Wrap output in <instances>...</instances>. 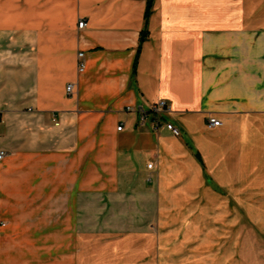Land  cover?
I'll return each instance as SVG.
<instances>
[{
	"label": "crops",
	"instance_id": "obj_1",
	"mask_svg": "<svg viewBox=\"0 0 264 264\" xmlns=\"http://www.w3.org/2000/svg\"><path fill=\"white\" fill-rule=\"evenodd\" d=\"M146 8L0 0V264H264V0Z\"/></svg>",
	"mask_w": 264,
	"mask_h": 264
},
{
	"label": "built area",
	"instance_id": "obj_2",
	"mask_svg": "<svg viewBox=\"0 0 264 264\" xmlns=\"http://www.w3.org/2000/svg\"><path fill=\"white\" fill-rule=\"evenodd\" d=\"M87 25V22L82 20L79 22L78 27L80 29L84 28ZM84 52H80L78 54L79 62H78V70L79 72H83L85 69V61H84ZM74 84L70 83L67 86V92L68 94L73 93ZM126 110L128 111H136L140 115V122L142 124L147 123L150 114H152V120L150 123V127L152 131L159 132L161 128L167 129L169 132H171L174 136H180L181 135V129L174 125L172 122L165 119L166 115H169L172 113L171 105L167 100L161 99L155 103H152L148 109L144 108L143 106H137V107H127ZM58 124V122H56ZM208 126L209 127H218L222 124V121L216 117H209L208 119ZM123 125L118 127V130H122ZM6 155V152L3 150H0V160H2ZM154 161H150L147 164L148 169L154 168Z\"/></svg>",
	"mask_w": 264,
	"mask_h": 264
},
{
	"label": "trees",
	"instance_id": "obj_3",
	"mask_svg": "<svg viewBox=\"0 0 264 264\" xmlns=\"http://www.w3.org/2000/svg\"><path fill=\"white\" fill-rule=\"evenodd\" d=\"M153 4H154V0H147V8H146V20L148 19V17L150 16L152 9H153ZM146 28L144 29V31L142 32V38L141 40L143 41L144 37L146 36Z\"/></svg>",
	"mask_w": 264,
	"mask_h": 264
}]
</instances>
